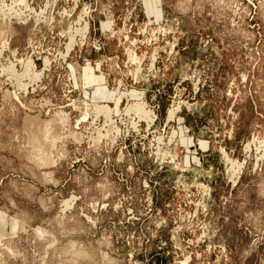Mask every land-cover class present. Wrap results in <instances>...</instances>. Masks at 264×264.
Listing matches in <instances>:
<instances>
[{
  "label": "rangeland",
  "instance_id": "rangeland-1",
  "mask_svg": "<svg viewBox=\"0 0 264 264\" xmlns=\"http://www.w3.org/2000/svg\"><path fill=\"white\" fill-rule=\"evenodd\" d=\"M0 264H264V0H0Z\"/></svg>",
  "mask_w": 264,
  "mask_h": 264
},
{
  "label": "bare ground",
  "instance_id": "bare-ground-1",
  "mask_svg": "<svg viewBox=\"0 0 264 264\" xmlns=\"http://www.w3.org/2000/svg\"><path fill=\"white\" fill-rule=\"evenodd\" d=\"M25 1V0H24ZM70 47V46H69ZM100 108H97V110H99ZM132 109V110H131ZM133 110H135V111H133ZM102 111H105V110H102ZM102 111H101V113H102ZM130 111H132V112H140V114L142 113L143 115H145V117L144 118H147L148 119V121L149 122H151L152 121V119L149 117V115L147 114V113H145V112H143V109L139 106V104L138 105H136V104H134V106L132 107V108H130ZM100 112V111H99ZM106 114H108V111L106 110ZM175 114H176V112H172V113H170L169 115H168V119H169V121H171V120H173V118H174V116H175ZM142 115V116H143ZM106 116H108L109 117V114L108 115H106ZM107 117V118H108ZM175 135V134H174ZM228 162L231 164V167H232V169H233V172H234V169L236 168L235 166V163H232V162H230L229 160H228ZM242 165V164H241ZM238 168V170H236L235 169V171H241V168H242V166H238L237 167ZM232 171V170H231ZM235 174V173H234Z\"/></svg>",
  "mask_w": 264,
  "mask_h": 264
}]
</instances>
